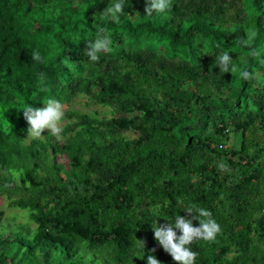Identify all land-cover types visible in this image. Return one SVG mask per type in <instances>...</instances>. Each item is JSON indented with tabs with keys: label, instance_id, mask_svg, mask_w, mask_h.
Listing matches in <instances>:
<instances>
[{
	"label": "trees",
	"instance_id": "obj_1",
	"mask_svg": "<svg viewBox=\"0 0 264 264\" xmlns=\"http://www.w3.org/2000/svg\"><path fill=\"white\" fill-rule=\"evenodd\" d=\"M111 2L0 0V264H177L153 225L190 206L221 226L195 264H264V0H125L118 23ZM78 96L61 139L29 137L24 107Z\"/></svg>",
	"mask_w": 264,
	"mask_h": 264
},
{
	"label": "clouds",
	"instance_id": "obj_2",
	"mask_svg": "<svg viewBox=\"0 0 264 264\" xmlns=\"http://www.w3.org/2000/svg\"><path fill=\"white\" fill-rule=\"evenodd\" d=\"M124 5L125 0H113L101 15L107 16L113 22L118 23L121 14L124 12ZM171 6L172 0H148L145 14L151 16L153 12L163 13L170 9ZM106 32L105 28H99L94 40L85 36L84 40L87 41L85 55L89 61L96 62L99 60L100 52L111 51L110 35L106 34ZM253 37L254 34H249L248 38L241 41V43L245 46H250ZM32 59L37 62H43L38 52L32 53ZM231 60L229 53L223 52L216 57L215 62L223 73L236 72L237 69L234 65L230 67ZM240 76L243 79H249L250 73L244 70L240 72ZM45 104L46 107L43 108L26 106L22 109L24 118L29 124V136L39 138L45 129H49L48 135L59 140L63 131L60 126L64 116L63 106L55 99H48ZM218 167L220 170H227L226 165L221 164ZM185 210L192 215V219H186L185 216L177 214L174 224L153 225L154 239L162 246L165 252L171 255L177 264H195L197 253L189 246L196 240L215 241L217 234L221 232V226L212 218V213L203 207L190 206ZM193 219L199 220L198 227L193 226ZM176 230H179L181 234L177 235ZM146 261L147 264H161L155 255H149Z\"/></svg>",
	"mask_w": 264,
	"mask_h": 264
},
{
	"label": "rangeland",
	"instance_id": "obj_3",
	"mask_svg": "<svg viewBox=\"0 0 264 264\" xmlns=\"http://www.w3.org/2000/svg\"><path fill=\"white\" fill-rule=\"evenodd\" d=\"M68 107H73V108H76V109H83L84 111H88V110H91L92 108H94V106L92 104H90L87 100V98L85 96H78L76 97V99L74 100V102L70 105V106H67V105H64L63 106V112L66 108ZM103 111H106L108 113H111L109 111V109H102ZM66 119H62L61 123H60V126L62 127L65 123H66ZM45 131H50L49 129H45ZM238 136L239 134H234L233 135V140H232V143L234 142H237L236 139H238ZM29 137H32V136H29ZM5 198L3 196H0V208L5 204ZM9 211L11 212L12 209H9ZM24 218V215L23 214H20L19 215V219H23Z\"/></svg>",
	"mask_w": 264,
	"mask_h": 264
}]
</instances>
